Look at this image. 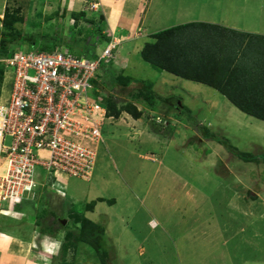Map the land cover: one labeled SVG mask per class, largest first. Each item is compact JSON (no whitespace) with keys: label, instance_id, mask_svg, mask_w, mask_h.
<instances>
[{"label":"rangeland","instance_id":"374dc122","mask_svg":"<svg viewBox=\"0 0 264 264\" xmlns=\"http://www.w3.org/2000/svg\"><path fill=\"white\" fill-rule=\"evenodd\" d=\"M256 1L259 0L236 2L246 10L244 7L254 6ZM31 2L35 5L34 0H11L15 9L23 7V21L18 29L26 36L14 35L15 50H46L42 36L60 40L63 34L64 23L56 16L53 19L41 12L34 14L37 7L33 8ZM256 8L241 14L240 22L248 24V16ZM223 13L233 15L230 10ZM260 17L261 20L253 21L254 29L264 28V14ZM75 30L71 35L73 45L57 44L55 48L70 47L83 52L85 40ZM86 33L94 40V46L105 45L103 39L95 41L104 35L103 27L93 34ZM32 35L33 44L25 39ZM114 71L117 74L104 68L105 75L100 76L103 81L97 86L107 95L119 97V107L125 102L135 104L141 111L138 118L146 122L151 136L143 132L137 141H131L125 124H119L130 114L125 110L116 118H107L105 141L99 149L93 178L86 181L72 177L65 199L46 188L37 199L39 205L34 202L19 206L27 215L24 221L32 220L33 212L38 210L40 218H52L55 227L61 226L62 238L51 248L58 252L52 264H264V216L255 214L264 205V121L237 108L215 88L169 73L167 82L159 81L161 77L156 74L151 78L158 91L171 90L177 96L171 99L177 102L173 116L162 118L163 124H159L155 117L162 116V111L165 114L170 109L168 104L149 92L115 82V78L129 72ZM6 88H10V81ZM205 127L239 150L263 157L259 159L263 162L245 161L234 155L221 141L205 136ZM5 143L10 144L11 139ZM102 194L113 203L100 201L89 210V202ZM70 208L80 217L104 225L100 250L75 240L76 237L68 241L67 250L62 247L67 232L77 231ZM63 218L67 219L64 223ZM16 221L4 216L0 229L22 222ZM258 226L260 237L253 240ZM90 230L93 235L95 228ZM225 249L227 254L222 252ZM192 259L196 260L191 262Z\"/></svg>","mask_w":264,"mask_h":264},{"label":"built area","instance_id":"2783aa9c","mask_svg":"<svg viewBox=\"0 0 264 264\" xmlns=\"http://www.w3.org/2000/svg\"><path fill=\"white\" fill-rule=\"evenodd\" d=\"M103 33L110 40L92 57L62 46L0 54L4 83L10 81L0 97V215L34 198L39 185L65 195L68 178L91 179L104 143L102 128L114 118L95 82L101 81V66L121 51L115 34L106 27Z\"/></svg>","mask_w":264,"mask_h":264},{"label":"crops","instance_id":"0c3cea01","mask_svg":"<svg viewBox=\"0 0 264 264\" xmlns=\"http://www.w3.org/2000/svg\"><path fill=\"white\" fill-rule=\"evenodd\" d=\"M34 1H35V5L34 2H31L30 4L33 8L37 7L34 10V14L39 15L41 12L42 16H51L53 19L56 16L59 18L57 20H61L62 23H64L65 28L63 29V34L60 37L59 45H63L67 43L73 45V42H71V35L74 34L72 33L74 28L76 29L75 32L77 34H78V30L80 31V33H82L79 36H81L85 40V44H84L85 50L83 52L77 50L76 52L78 54L81 53L82 55H86V53H88V54L96 55V53L100 51V49L98 50V48H101V45L94 46L93 44L94 40L91 39L88 33L84 34V32L91 31L93 34V31L99 30L101 24L106 28L110 29L115 34L116 38L119 41H121L118 47L120 48L121 51L117 55L116 61L107 64L108 66L107 69L109 71L111 70L112 73L115 72L114 69L121 70V72L128 71L129 74L127 73L128 75L126 76L131 78L133 77L132 79L135 81V83L130 85L131 87L139 90L141 87L147 86V91L144 92H149L152 94V91H154L155 94L153 95L156 96L159 101L167 103L168 108H170L169 110L167 109L165 111V114L164 111H162L163 113L161 117L163 119L166 117L170 118V115L173 116L174 108L175 105H177V102L175 101L173 102L171 99L177 96L173 95L171 93V90L167 93H161V91H158L155 88L156 87L155 83L151 82L152 81L151 78H153V76L156 74L158 77H161L159 81H161L162 79L163 82L164 81L167 82L168 81L167 79L169 78V73L170 74L173 73L151 62L146 61L142 56V50L145 44L148 42H155L157 40L155 35L158 32H161L165 29L177 25L203 23L209 26L215 25L218 27H224L231 30H236L241 33L245 32V33H256V34L264 35V28L254 29L255 25L253 24V21L261 20L260 14L261 15L264 14V0L256 1L257 4H255L254 6L250 4L248 5V7H244L246 10H243V8L240 7L242 5L238 4L236 2L237 0H226V3L224 2V0H34ZM95 2L99 3V7L96 10L91 8L92 3ZM244 3L246 4V2ZM11 5H12L11 0H0V30L3 28V20L7 12H10L12 14L18 11L17 14L20 15L23 11V7L19 8L18 10L13 7L14 5L13 6ZM38 7H41V9H39ZM255 7H257L255 12L251 14V16L250 14L248 16V24H246V21L244 24L240 22L239 20L240 15L246 12L250 13ZM227 10L232 11L233 15L230 16V14L223 13L226 12ZM20 23H18L17 25H20ZM219 29L220 28L211 27L206 32L209 35L207 39L210 40L209 41L210 43L214 41L213 39H218L217 37L220 36L221 29L220 30ZM57 30H59L58 27ZM196 30L201 32V29H196ZM97 40H99L98 37L95 41ZM14 44L15 43H12L10 44V46L14 48L13 46ZM136 71L137 73H142V74H136ZM102 73L104 74L103 71ZM114 74H117V72H115ZM114 74L112 75L114 76ZM178 77L183 79V77L181 76ZM101 81H103V79H101ZM201 84L204 85L205 83H201ZM221 94L225 96L223 93ZM227 100L229 99L227 98ZM126 117L127 119L122 118L119 124H125L124 130H126L129 135L131 134L132 136L130 137L131 141H137L141 137L143 132H147L148 137L151 136V132L148 126L146 125L145 121H143L141 118H135L131 114H127ZM157 117L160 116L158 115ZM102 132L104 133V126L102 128ZM99 149H98V153L100 152ZM97 162H98V158H97ZM95 168H94V172H95ZM94 172L91 179L94 176ZM45 175L46 173L42 171L40 179L41 181L43 180V182L45 181ZM71 178L72 177L66 180L67 187L68 184L70 186ZM44 187L45 185H39L38 188V191L42 189V195L44 193ZM39 195H41V193ZM42 195L39 198H41ZM101 197L107 198L102 194V195H97L94 200L99 199ZM60 198L65 199L63 197ZM34 202L37 203V205H39L38 201H33L32 203ZM32 203L31 201L23 202L22 204L16 207L15 213L13 215H3L5 217L10 216V218L11 217L16 218L17 221L22 220V222H18L17 224L14 223L12 225H7L5 229L4 228L0 229V264H52L54 257L58 256V252L57 253L56 251L52 252L51 248L52 245L54 243L56 244V242H58V240L62 236L60 235L59 237L56 238V236L54 235L43 233L40 231L39 227L33 221L34 215L38 212V210L33 212L32 220L30 221L27 220L28 222L24 221L27 218V215H25V213L19 209V206L21 205L23 206L24 204L29 206ZM258 213L260 214L261 217L264 216V205H263V210L261 209L260 212L258 210L255 214ZM3 216H1L0 219H2ZM198 228L199 227L195 229ZM260 230L261 229L258 226L255 237L254 234L252 236L253 240L258 239V237H260L259 235ZM206 233H208L207 230ZM228 238L230 237L228 236ZM222 239L226 241L224 236ZM222 252L227 254V249L222 250ZM207 257L210 259V256ZM228 259L231 258L228 256ZM184 260L190 261L186 258ZM194 260L196 259H192L191 262ZM201 260L203 259L199 258V261Z\"/></svg>","mask_w":264,"mask_h":264},{"label":"trees","instance_id":"16d2710c","mask_svg":"<svg viewBox=\"0 0 264 264\" xmlns=\"http://www.w3.org/2000/svg\"><path fill=\"white\" fill-rule=\"evenodd\" d=\"M17 13L18 11L12 14L7 12L3 20V28L0 30L1 56H8L15 51V48L10 46L12 43H17V38H14V35L18 34L20 37L22 36L21 38L24 36L17 27V24L22 22L23 18ZM102 27L104 30L105 26L101 25V30ZM211 27L221 29H219L221 31H219L220 36L217 37L218 39H213L212 43L207 39L209 35L206 33ZM196 29H201V32ZM42 37L43 40H46L44 45L46 50L55 49L56 45L59 44L56 42L58 40L57 37L46 35ZM98 37L99 40L103 39L102 42L105 44L110 40V37L106 34ZM155 37L157 40L146 43L142 50V56L146 61L175 75L216 88L237 108L264 121V35L241 33L215 25L209 26L203 23H194L170 27L158 32ZM25 39L33 44L35 36L32 35L30 38L27 36ZM40 50L42 49L40 48ZM86 55L95 56L88 53ZM104 65L101 66L102 71L108 67L107 64ZM4 74L5 65L0 62V91L4 81ZM114 81L125 88L135 83L131 77L127 76L115 78ZM139 90L142 92L147 91V86H143ZM153 94H155L154 91H152V96H154ZM104 102L108 107L109 114L115 117H118V114L122 113L123 110L129 112L135 118L141 116L140 109H137L138 107L133 103L125 102L126 105L119 107L120 99L113 94H108ZM203 134L211 139L221 141L234 155L245 161H255L257 163L264 161L263 157H260L263 158V161H260V158L255 153L239 150L236 146L209 131L207 127L204 128ZM104 200L107 199L101 197L92 200L87 205V208L91 210L97 202ZM107 201L113 203L110 199ZM39 209L42 208L39 206ZM70 212L73 221L77 225V231L67 232L66 240L62 247L67 250L68 241L76 237L75 240L88 242L91 246L94 245L93 247L96 250H100L101 234L105 232L104 225L96 224L87 217H80L81 215L73 213L71 208ZM43 218L36 214L33 221L41 232L57 237L61 231V226L55 227L56 221L52 222V218L49 221ZM92 226L93 229L95 228L93 235L90 230Z\"/></svg>","mask_w":264,"mask_h":264},{"label":"clouds","instance_id":"9594fccd","mask_svg":"<svg viewBox=\"0 0 264 264\" xmlns=\"http://www.w3.org/2000/svg\"><path fill=\"white\" fill-rule=\"evenodd\" d=\"M5 85H6V83H4V81H3V84H2V86H1V91H0V97H1V95H2V89L3 90H5V94L7 93V91H8V89L6 88L5 89ZM114 118H116L115 116H114ZM156 118V120H157V122L159 123V124H163L162 123V121H163V119H162V117L160 116V117H155ZM153 119H154V117H153ZM86 181H88V180H86ZM39 188V187H38ZM38 188H37V190H36V196L34 197V198H29V199H23L22 201H20V202H18L17 204H15L14 205V209H13V211L11 212V213H8V214H1L0 215V218H1V216H3V215H13L14 213H15V209H16V207L18 206V205H20V204H22L23 202H28V201H33V200H36L37 201V199L42 195V189L41 190H39L38 191ZM46 188H50V187H44V190L46 189ZM51 189V188H50ZM67 189H68V187L66 186V194L65 195H61V194H59V193H57L56 191H53L52 189V193H54V194H56L57 196H59V197H63V198H65V197H67L68 196V192H67ZM41 193V195H39ZM7 206V205H6ZM5 206V207H6ZM4 217V216H3ZM64 220L66 221L67 219L66 218H63L62 219V223H64ZM60 236V234L57 236V237H59ZM56 237V238H57ZM62 238V237H61Z\"/></svg>","mask_w":264,"mask_h":264},{"label":"water","instance_id":"95a60500","mask_svg":"<svg viewBox=\"0 0 264 264\" xmlns=\"http://www.w3.org/2000/svg\"><path fill=\"white\" fill-rule=\"evenodd\" d=\"M64 222H66V221L64 220Z\"/></svg>","mask_w":264,"mask_h":264}]
</instances>
